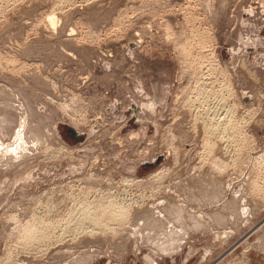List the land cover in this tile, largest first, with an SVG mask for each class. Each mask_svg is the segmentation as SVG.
<instances>
[{
    "label": "rangeland",
    "instance_id": "374dc122",
    "mask_svg": "<svg viewBox=\"0 0 264 264\" xmlns=\"http://www.w3.org/2000/svg\"><path fill=\"white\" fill-rule=\"evenodd\" d=\"M203 74L217 92L229 75L244 131L211 137V157L193 127L216 106L195 100ZM0 143V264L53 191L56 216L89 197L156 222L18 247L15 264H264V0H0Z\"/></svg>",
    "mask_w": 264,
    "mask_h": 264
},
{
    "label": "bare ground",
    "instance_id": "6f19581e",
    "mask_svg": "<svg viewBox=\"0 0 264 264\" xmlns=\"http://www.w3.org/2000/svg\"><path fill=\"white\" fill-rule=\"evenodd\" d=\"M47 21H48V24H49V26L51 27V29H53V31L54 30H57V28H58V26H59V19H56V16H55V14H51L49 17H48V19H47ZM169 28V27H168ZM73 32V31H72ZM217 59V58H216ZM217 61V60H216ZM207 65V64H206ZM208 66V65H207ZM201 68H202V66H201ZM206 68V67H205ZM210 68V67H209ZM192 69V68H191ZM197 69V68H196ZM208 69V68H207ZM216 69H218V68H216ZM193 71V70H192ZM210 71V70H209ZM194 72H196V71H194ZM193 73V72H192ZM221 73H228L227 71H226V69H223L222 71H221ZM194 74V73H193ZM192 74V75H193ZM210 74H211V72H210ZM202 75V74H201ZM204 76H201V77H198V79H197V77H196V82H195V84H196V86H195V88H196V90L195 89H193L194 90V92H196V97H195V100L196 101H199L200 102V104H201V107H202V104L203 103H210V102H208L209 101V98H211V97H214V98H212L213 100H215L216 99V102L218 101V106H217V103L215 102L214 104H216V106L215 107H217V109H212L214 106H211L210 107V109L211 110H209L208 108V106H207V112H205V111H202V112H199L200 110H198L199 109V107L197 108V112H195L196 114L195 115H193L194 116V122H193V127H194V131L196 130V127H197V124L199 123V122H202V124H203V128H204V135H206V137L209 139V141H207L208 139L207 138H205V139H207V140H205V141H207V143H204V145H205V148L207 149V153H208V156H210L211 157V153H213V151H214V149H213V147L214 146H212V142H213V140H212V138H215V137H218V139L220 138L221 140H224L225 138L226 139H228V141H230V139H233L234 140V138L236 139L237 138V136H243V132L241 131L242 129V127L240 126V119H237L236 117H235V113H236V111L239 109V107H240V103L238 104V105H236V103H234L233 105H230V103H229V101H231V99L233 98V97H231V99L228 101V98H230V96H234V91L233 90H235V89H231V86H232V88H233V84H231L230 85V78L228 77L229 75H227L226 76V78L225 79H223V81H224V84H223V86H221L220 88L222 89L220 92H217V91H214V89H213V86H211V84H209V82H208V78H207V76L205 77V74H203ZM232 75V74H231ZM196 76V75H195ZM205 77V78H204ZM194 78V77H193ZM207 78V79H206ZM232 78V77H231ZM210 79V78H209ZM214 79H215V77H214ZM212 80V79H211ZM215 81V80H214ZM214 81H213V83H214ZM222 81V82H223ZM232 81V80H231ZM193 82V81H192ZM211 83H212V81H210ZM216 82V81H215ZM192 84V83H191ZM194 84V83H193ZM216 84V83H215ZM222 85V84H221ZM192 87V86H191ZM223 87V88H222ZM187 89V88H186ZM228 90V91H227ZM223 91L225 92H227V93H229V95H228V97L225 95V94H223ZM193 92H191V94H192ZM182 94V93H181ZM185 94H186V92H185ZM236 94V93H235ZM183 96V95H182ZM192 96V95H191ZM236 96V95H235ZM180 97V96H179ZM237 97V96H236ZM235 97V98H236ZM189 98H191V97H189ZM237 99V98H236ZM194 100V101H195ZM239 100V99H238ZM17 101V100H16ZM155 101V100H154ZM193 102V101H192ZM236 102V101H235ZM205 103V104H206ZM185 104H189V105H185V106H193V103H192V105H191V99H189V100H187V102H185ZM195 104V103H194ZM205 104H203V105H205ZM210 104H212V103H210ZM242 105V104H241ZM180 106V105H179ZM184 106V107H185ZM196 106V105H195ZM188 107V108H189ZM201 107H200V109H201ZM204 107V106H203ZM203 107H202V109H203ZM214 107V108H215ZM68 108V107H67ZM183 108V107H182ZM190 109H194V106L192 107V108H190ZM189 109V110H190ZM205 109V108H204ZM181 110V109H180ZM191 110V111H192ZM64 111V110H63ZM177 111H179V110H177ZM194 111V110H193ZM238 111H240V110H238ZM6 112V111H5ZM251 112V111H250ZM248 113V112H247ZM26 115H28V114H26ZM75 117V116H74ZM83 118H84V116H83ZM83 118L81 119V120H79V121H81V123L84 121L83 120ZM189 118V117H188ZM23 119V118H22ZM71 119V118H70ZM187 119V118H186ZM83 120V121H82ZM76 122V121H75ZM85 122V121H84ZM21 123V122H20ZM74 123V122H73ZM77 125V124H76ZM192 125V124H191ZM22 127H23V129L24 130H26L25 129V127H26V120H24V122H23V124H22ZM78 129V128H77ZM46 131V130H45ZM36 132V131H35ZM199 132V131H198ZM45 133V132H44ZM78 133V132H77ZM191 133V132H190ZM196 133H197V131H196ZM18 134V133H17ZM33 134V133H32ZM35 134V133H34ZM39 134H40V132H39ZM45 134H47V132L45 133ZM34 136V135H33ZM239 136V137H240ZM37 137V136H36ZM50 137V136H49ZM205 137V136H204ZM212 137V138H211ZM241 138V137H240ZM40 139V138H39ZM45 140V139H44ZM204 141V142H205ZM237 142H238V140H236ZM14 142V141H13ZM222 143V142H221ZM228 143V142H227ZM214 144V143H213ZM215 145V144H214ZM225 146V145H224ZM17 147V146H16ZM61 147V149L60 150H64L65 148L63 147V146H60ZM50 148V147H49ZM3 148H2V145H1V143H0V153H1V155H2V157L3 156H6V154L5 153H3ZM19 150V149H18ZM59 150V151H60ZM66 150V149H65ZM83 150V149H82ZM174 150H176V149H174ZM67 151V153H68V150H66ZM70 151V150H69ZM9 153H11V150H9ZM65 153V152H64ZM63 153V154H64ZM66 153V154H67ZM59 153H57V155H58ZM60 154H62V152L60 153ZM65 154V155H66ZM0 155V156H1ZM60 156V155H59ZM58 156V157H59ZM1 157V158H2ZM57 157V156H56ZM209 157V158H210ZM212 157H214V155L212 156ZM215 158L216 157H214V160H215ZM3 159V158H2ZM5 159V158H4ZM2 160V161H5V160ZM1 160V159H0ZM2 161H0L1 163H2ZM211 162H212V166L213 167H215L214 168V170L216 169V171H219L222 167H224L222 164H221V161H218V158H217V160H215L214 162H213V160H211ZM11 165V164H10ZM217 169H219V170H217ZM222 169H224V168H222ZM225 171V170H224ZM223 171H221V173H222ZM220 173V175H222ZM224 173V172H223ZM158 174V173H157ZM159 174H161L160 172H159ZM158 176V175H157ZM163 177V176H162ZM93 179V178H92ZM156 179V178H155ZM160 179V178H159ZM99 181V180H98ZM122 182L125 184V185H132V184H134V183H136L137 181H136V179H132V178H123L122 179ZM161 182V181H160ZM60 188V187H59ZM254 188V187H253ZM73 189V188H72ZM163 189V188H162ZM62 190V189H61ZM71 190V189H70ZM99 191V190H98ZM168 191V190H167ZM255 191H256V189H255ZM258 191V190H257ZM54 192H56V191H53V194H54ZM88 192H90V191H88ZM96 192H97V190H96ZM100 192V191H99ZM47 193V192H46ZM52 193H51V195L54 197V195H53ZM97 194V193H96ZM161 194V193H160ZM175 194V193H174ZM50 195V199L48 200V202L47 201H45V202H47L46 204H45V208L48 210L47 212H45V214L44 215H37V214H35L36 212L35 211H33V213L31 214V217H32V219L31 220H29V221H27V222H25L26 224H24V225H21V221H19L20 222V225H19V223H16V224H18L19 225V227L17 226V228L16 229H19L20 231L18 232V231H16V234L15 233H12V237H11V239L13 238V239H15V237H18L17 239H15L16 241H17V244H21V245H17V244H15L14 245V249H10V248H12V247H10L9 249V252L7 253V255H6V260H5V262H4V264L6 263V264H8V263H13V264H15L14 263V256H18V254L16 253V249H19V248H21V252L22 253H26V254H29V253H31V251L30 250H32L33 251V247H34V244L35 245H37V244H40V243H42V245H45V248H46V246L48 245L47 244V242L49 241L50 243L52 242L53 243V241L54 242H56V241H62V240H64V238H66V235L68 234V235H73L74 237H76L75 239H77L78 240V238L80 237L79 236V234H88V235H91V236H93V235H96L97 233L99 234V233H101L102 234V236H106V235H109V234H112L114 237H117L118 235H119V231H118V229H116V227H113V226H122V225H125L126 226V224H128L131 220H133V218L135 217V215H137V216H141L142 218H144L145 219V221L146 220H149V221H147V222H150V221H153V220H156L155 218H157V216L156 215H154V214H152L153 212H149L148 210L147 211H145V210H141V209H139V210H137V211H135L134 209H133V207H135L136 205H139V204H142L143 205V203L142 202H140V203H137V202H130V203H127L125 200H122L120 203H118V202H116V201H114V200H109L108 202H106V203H104V201H103V199L102 198H99L96 202H90L89 200H88V198L89 197H85V196H83V197H85V198H83V199H78L77 201H75V203L77 204L78 203V205L77 206H75L73 209H72V205H67V209L65 210V211H63V214H60L59 216H56V214L55 215H53V211H55L56 209L58 210L60 207H61V205L59 204V203H57V205L54 203L55 201L51 198L52 196ZM60 195V194H59ZM59 195H58V197H59ZM171 195V194H170ZM49 196V195H48ZM61 196V195H60ZM88 196H89V193H88ZM41 197V196H40ZM75 197V196H74ZM78 197V196H77ZM71 198V197H70ZM104 198V197H103ZM66 199H68V198H66ZM66 199H64V200H62V198H61V200L64 202L65 201V203H66ZM22 200V199H21ZM40 200V199H39ZM185 200V199H184ZM22 201H24V200H22ZM42 201V200H41ZM139 201V200H138ZM63 202H61V203H63ZM70 202V201H69ZM70 204V203H69ZM74 204V203H73ZM23 205V204H22ZM21 205V206H22ZM41 205V204H40ZM18 206V205H17ZM62 206H64L63 204H62ZM26 207V206H25ZM38 207H39V204H38ZM43 207V206H42ZM68 207H69V209H68ZM18 208V207H17ZM27 208H28V206H27ZM55 208V209H54ZM62 209L61 210H63V207H61ZM45 209V210H46ZM54 209V210H53ZM72 209V210H71ZM16 210H18V209H16ZM36 210V209H35ZM57 210L55 211V212H57ZM151 210V209H150ZM13 211H15V210H13ZM27 211V210H26ZM140 211H143V212H141V214L140 215H138L139 213H140ZM165 211V210H164ZM172 211V210H171ZM171 211H169V213L171 212ZM174 211V210H173ZM168 213V214H169ZM15 214V213H14ZM133 214H134V216H133ZM157 214H159V213H157ZM166 214V213H165ZM174 214V213H173ZM176 215V214H175ZM174 215V216H175ZM29 216H30V214H29ZM133 216V217H132ZM10 218V217H9ZM55 218V219H54ZM179 218V217H178ZM6 220V219H5ZM161 220V219H160ZM162 220H164V219H162ZM12 221V220H11ZM14 221H15V219H14ZM158 221V220H157ZM169 221V220H168ZM8 222V221H7ZM10 222V221H9ZM16 222H18V221H16ZM153 222H156V221H153ZM170 222V221H169ZM152 223V222H151ZM130 224V223H129ZM135 224V223H134ZM149 224V223H148ZM153 224V223H152ZM198 224H200V223H198ZM197 224V225H198ZM72 225H73V227H74V231H72V229H70L71 227H72ZM163 225V224H162ZM151 226H153V227H155L154 225H151ZM199 227V226H198ZM14 228V227H13ZM126 228V227H125ZM127 228H129V226L127 227ZM170 228H171V226H170ZM134 229H136V228H134ZM158 229V228H157ZM164 229H166V228H164ZM13 231V230H12ZM155 231V230H154ZM153 231V232H154ZM17 232H18V236H17ZM195 232V231H194ZM70 233V234H69ZM157 233V232H156ZM175 231H174V234L173 235H175ZM178 233H180V231H178ZM13 234H15V235H13ZM97 234V235H98ZM168 234V233H167ZM172 234H171V236H172ZM183 234H185V233H183ZM188 234V233H187ZM67 235V236H68ZM100 235V234H99ZM117 235V236H116ZM145 235V234H144ZM159 235H160V233H159ZM170 235V234H169ZM181 235V234H180ZM13 236H15V237H13ZM147 236V235H146ZM153 236V235H152ZM156 236V235H155ZM171 236H170V239H171ZM181 236H183V235H181ZM185 236V235H184ZM187 236V235H186ZM8 237H10V236H8ZM69 237V236H68ZM73 237V238H74ZM157 237V236H156ZM161 237V236H160ZM165 237H166V235H165ZM175 237V236H174ZM174 237H173V239L172 240H174ZM176 237H178V236H176ZM130 238V237H129ZM147 238H149V237H147ZM154 238V237H153ZM115 239V238H114ZM113 239V240H114ZM142 239V238H141ZM178 240L180 239L179 237L177 238ZM19 240V241H18ZM11 241V240H10ZM16 241H13V242H16ZM67 241V240H66ZM145 241V240H144ZM161 239H160V243H161ZM164 241H165V239H164ZM179 241H181V240H179ZM48 242V243H49ZM65 242V241H64ZM147 242V241H146ZM174 242V241H173ZM155 243V242H154ZM60 244V243H59ZM147 244V243H146ZM158 244V243H157ZM156 244V245H157ZM162 244V243H161ZM165 245H166V243H164ZM177 244V243H176ZM11 245V244H10ZM17 245V246H16ZM63 245V244H62ZM151 245H153V244H151ZM160 244H158L157 246H159ZM168 245H169V243H168ZM167 245V246H168ZM172 246H174L175 244L174 243H172L171 244ZM22 246V247H21ZM157 246H155V247H157ZM164 246V245H163ZM19 247V248H18ZM37 247H38V245H37ZM37 247H35L36 249H38ZM41 247V246H40ZM42 247H44V246H42ZM41 247V248H42ZM160 247V246H159ZM162 247V246H161ZM164 247H166V246H164ZM169 247H171V246H169ZM168 247V248H169ZM49 248V247H48ZM51 248V247H50ZM178 248H179V246H178ZM35 249V250H36ZM69 249V248H68ZM157 249H159V248H157ZM161 249V248H160ZM163 249V252H164V250L166 251L167 249L166 248H162ZM170 249V248H169ZM172 249H174V248H171V250ZM34 250V251H35ZM40 250V249H39ZM47 250V249H46ZM45 249H44V251H46ZM23 251H25V252H23ZM30 251V252H29ZM37 251V250H36ZM153 251V250H152ZM160 251V250H159ZM168 251V250H167ZM18 252V251H17ZM20 252V253H21ZM41 252H42V249H41ZM40 252V253H41ZM48 252V251H47ZM60 252V251H59ZM34 253V252H33ZM37 253V252H36ZM60 253H64V252H60ZM160 253V252H159ZM161 253H162V251H161ZM169 253V252H168ZM25 254V255H26ZM43 254V253H42ZM47 254V253H46ZM20 255V254H19ZM30 255V254H29ZM29 255L27 256L28 258H30L31 257V255H30V257H29ZM37 255V254H36ZM36 255H35V257H36ZM45 255V254H44ZM163 255V254H162ZM173 255V254H172ZM39 256V255H38ZM15 257V258H16ZM26 257V256H25ZM42 257V256H41ZM4 258V259H5ZM40 258V257H39ZM43 259V258H42ZM146 259V258H145ZM28 260V259H27ZM146 260H149L148 258L146 259ZM24 261V260H23ZM83 261V260H82ZM81 261V262H82ZM237 261V260H236ZM8 262V263H7ZM15 262H16V260H15ZM78 263H79V261H77ZM24 262H22V263H19L18 261H17V264H23ZM76 263V262H75ZM74 263V264H75ZM150 263V262H149ZM67 264V263H66ZM72 264V263H71ZM80 264V263H79Z\"/></svg>",
    "mask_w": 264,
    "mask_h": 264
},
{
    "label": "water",
    "instance_id": "95a60500",
    "mask_svg": "<svg viewBox=\"0 0 264 264\" xmlns=\"http://www.w3.org/2000/svg\"><path fill=\"white\" fill-rule=\"evenodd\" d=\"M69 132L72 134L73 137L75 138H81V136L74 130V129H70ZM150 166V164H148Z\"/></svg>",
    "mask_w": 264,
    "mask_h": 264
}]
</instances>
